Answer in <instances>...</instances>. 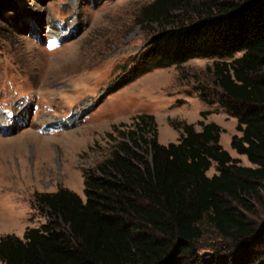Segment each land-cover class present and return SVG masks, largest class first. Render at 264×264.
Here are the masks:
<instances>
[{
	"label": "trees",
	"instance_id": "obj_1",
	"mask_svg": "<svg viewBox=\"0 0 264 264\" xmlns=\"http://www.w3.org/2000/svg\"><path fill=\"white\" fill-rule=\"evenodd\" d=\"M138 17L158 31L110 90L212 60V100L197 94L236 120L230 147L254 167L221 147L215 123L183 124L177 143L161 145L154 117L136 115L84 174L85 200L67 189L35 195L46 222L1 237V264H264V0H154ZM205 224L214 242L200 254Z\"/></svg>",
	"mask_w": 264,
	"mask_h": 264
},
{
	"label": "rangeland",
	"instance_id": "obj_2",
	"mask_svg": "<svg viewBox=\"0 0 264 264\" xmlns=\"http://www.w3.org/2000/svg\"><path fill=\"white\" fill-rule=\"evenodd\" d=\"M152 1L0 0V238H22L46 222L36 194L67 189L85 200L84 174L134 129L136 115L154 117L161 145L177 143L183 124L200 131V122L215 123L221 147L254 167L230 147L240 136L236 120L197 94L212 100V60L154 70L110 90L158 31L138 17ZM204 234L200 254L214 242L206 224Z\"/></svg>",
	"mask_w": 264,
	"mask_h": 264
}]
</instances>
